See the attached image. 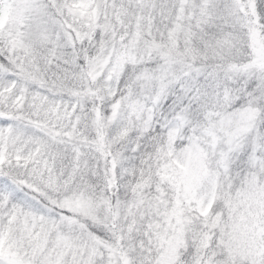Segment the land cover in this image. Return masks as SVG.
I'll list each match as a JSON object with an SVG mask.
<instances>
[{
    "label": "snow or ice",
    "instance_id": "obj_1",
    "mask_svg": "<svg viewBox=\"0 0 264 264\" xmlns=\"http://www.w3.org/2000/svg\"><path fill=\"white\" fill-rule=\"evenodd\" d=\"M0 264H264V0H0Z\"/></svg>",
    "mask_w": 264,
    "mask_h": 264
}]
</instances>
